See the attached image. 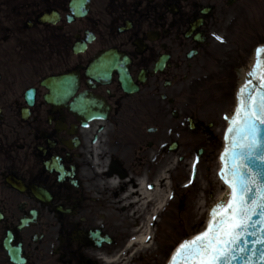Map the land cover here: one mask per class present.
Here are the masks:
<instances>
[{"label":"flooded vegetation","instance_id":"af4514ba","mask_svg":"<svg viewBox=\"0 0 264 264\" xmlns=\"http://www.w3.org/2000/svg\"><path fill=\"white\" fill-rule=\"evenodd\" d=\"M260 1L0 0V264L158 262L128 248L140 227L192 234V153L211 163L220 141L216 37Z\"/></svg>","mask_w":264,"mask_h":264},{"label":"snow or ice","instance_id":"6c2138e0","mask_svg":"<svg viewBox=\"0 0 264 264\" xmlns=\"http://www.w3.org/2000/svg\"><path fill=\"white\" fill-rule=\"evenodd\" d=\"M220 40V37H216ZM237 91L219 175L229 192L203 231L184 239L169 264H264V45Z\"/></svg>","mask_w":264,"mask_h":264},{"label":"rangeland","instance_id":"374dc122","mask_svg":"<svg viewBox=\"0 0 264 264\" xmlns=\"http://www.w3.org/2000/svg\"><path fill=\"white\" fill-rule=\"evenodd\" d=\"M254 38V39H253ZM232 39V40H230ZM258 40V45L262 46L264 45V3L260 2L259 8H254L252 11V16L245 18L244 20L240 21L237 25V31L234 33V37H231L229 39H226V37H222V41L220 40L218 42V49H219V57L222 58L221 64H220V77L223 76V78H218V80H223V85L219 84L217 87H215V97L218 100V104L220 107V110L224 112L225 117H231L235 107L237 105V91L241 84L243 83L244 77L241 75L238 76L236 84L232 83L230 86L224 85L226 81V77L231 74V69H227L229 64L224 67V61H226V56H228L231 52H233L232 57H235L237 52L239 50L231 49L239 48V47H245L246 51H248V46L252 43V41ZM257 44V43H256ZM256 45V47H258ZM229 46L230 51H229ZM256 47H253V49L249 50L248 52L245 51V61L242 64V70L248 71L252 64H254V58H255V49ZM222 126L220 130L218 131V138H220V135L223 133V131L227 127V119H222ZM219 140V139H218ZM201 144H198L197 146H200ZM220 148V149H219ZM223 148V143H218V147L216 150L212 152V157L214 158L215 155L218 152V149L221 150ZM219 153V152H218ZM207 163L202 162L200 167H198V173L196 180L193 182V194H192V227H193V220L196 221L195 230L192 231V233H195L197 231H200L205 226L206 220L208 218V215H201L204 211V207L207 203H216L218 200L223 198L227 191L224 186V184L219 180V170L220 165L218 162H215L211 164L212 171L211 175L208 176L207 169H206ZM211 181V185H209V182ZM207 188H204V187ZM210 187V188H208ZM211 189H214L217 191L215 195V199L213 200L209 196V191ZM201 215V216H200ZM167 217V214H165ZM185 220H188L190 217L189 212L184 213L183 215ZM201 217V218H200ZM161 242V240H160ZM158 245V243H157ZM156 252V246L153 244L148 249V255H151L152 253ZM168 252V249L165 246L164 253ZM168 255L163 256V259L161 262H150L151 264H167L168 261ZM166 257V258H165Z\"/></svg>","mask_w":264,"mask_h":264},{"label":"bare ground","instance_id":"6f19581e","mask_svg":"<svg viewBox=\"0 0 264 264\" xmlns=\"http://www.w3.org/2000/svg\"><path fill=\"white\" fill-rule=\"evenodd\" d=\"M255 60H256V57L254 58V63H255ZM253 65V64H252ZM252 67V66H251ZM247 73L248 72H246V71H243L242 72V76H246V78H247ZM245 80V79H244ZM157 190H155L154 191V193H148V192H144L145 194V196H146V198H149V199H152L153 197V199H155V202H156V208H159V205L161 204V202H160V198H159V196H158V194H157V192H156ZM158 210V209H157ZM201 216V215H200ZM150 216L148 217V220H146V222L147 223H149L150 222ZM139 231H140V233H139V235L137 236V241H135V242H138V244H139V248H143V249H145V248H147V247H149L150 246V244L148 243V244H146L148 241V236H150V234H151V228L149 227V225L147 224V225H143L142 227H140L139 228Z\"/></svg>","mask_w":264,"mask_h":264},{"label":"water","instance_id":"95a60500","mask_svg":"<svg viewBox=\"0 0 264 264\" xmlns=\"http://www.w3.org/2000/svg\"><path fill=\"white\" fill-rule=\"evenodd\" d=\"M228 122H229V121L227 120V125H228Z\"/></svg>","mask_w":264,"mask_h":264}]
</instances>
